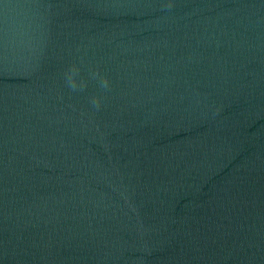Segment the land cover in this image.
Masks as SVG:
<instances>
[{"label": "clouds", "instance_id": "1", "mask_svg": "<svg viewBox=\"0 0 264 264\" xmlns=\"http://www.w3.org/2000/svg\"><path fill=\"white\" fill-rule=\"evenodd\" d=\"M79 69L76 68L75 66H73L67 75V83H68V87L70 88V90L72 91H83L87 85L85 82L81 81L79 84L77 83L75 76L78 73ZM109 86V81L107 78H103L101 80V87L103 88H107ZM92 105L99 110L100 106H101V100L99 97H94L91 100Z\"/></svg>", "mask_w": 264, "mask_h": 264}]
</instances>
